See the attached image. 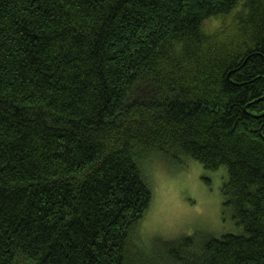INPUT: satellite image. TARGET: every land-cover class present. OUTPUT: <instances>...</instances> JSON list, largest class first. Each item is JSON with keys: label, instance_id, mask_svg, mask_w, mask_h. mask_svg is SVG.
<instances>
[{"label": "trees", "instance_id": "1", "mask_svg": "<svg viewBox=\"0 0 264 264\" xmlns=\"http://www.w3.org/2000/svg\"><path fill=\"white\" fill-rule=\"evenodd\" d=\"M157 155L225 165L245 233L141 244ZM18 254L264 264V0H0V264Z\"/></svg>", "mask_w": 264, "mask_h": 264}, {"label": "rangeland", "instance_id": "2", "mask_svg": "<svg viewBox=\"0 0 264 264\" xmlns=\"http://www.w3.org/2000/svg\"><path fill=\"white\" fill-rule=\"evenodd\" d=\"M219 24L220 21L212 20L206 26L214 28ZM143 168L153 191L140 235L141 244L147 249L159 239L184 235L201 239L245 233L243 226L233 218L231 209L224 208L223 187L228 179L225 165L211 170L188 156L169 159L157 155L144 163ZM27 260L18 254L17 262L26 264Z\"/></svg>", "mask_w": 264, "mask_h": 264}]
</instances>
